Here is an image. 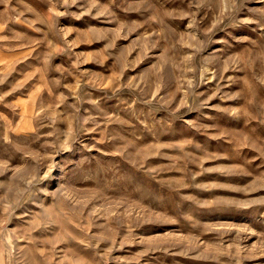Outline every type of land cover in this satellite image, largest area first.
<instances>
[{"label":"rangeland","instance_id":"1","mask_svg":"<svg viewBox=\"0 0 264 264\" xmlns=\"http://www.w3.org/2000/svg\"><path fill=\"white\" fill-rule=\"evenodd\" d=\"M0 264H264V0H0Z\"/></svg>","mask_w":264,"mask_h":264}]
</instances>
